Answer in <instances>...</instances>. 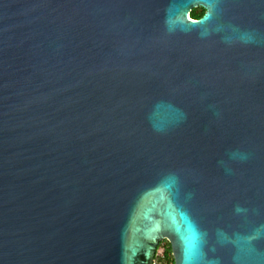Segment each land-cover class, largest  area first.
<instances>
[{
	"label": "water",
	"instance_id": "water-1",
	"mask_svg": "<svg viewBox=\"0 0 264 264\" xmlns=\"http://www.w3.org/2000/svg\"><path fill=\"white\" fill-rule=\"evenodd\" d=\"M179 3L0 0V264H264V0Z\"/></svg>",
	"mask_w": 264,
	"mask_h": 264
},
{
	"label": "snow or ice",
	"instance_id": "snow-or-ice-1",
	"mask_svg": "<svg viewBox=\"0 0 264 264\" xmlns=\"http://www.w3.org/2000/svg\"><path fill=\"white\" fill-rule=\"evenodd\" d=\"M193 2H200V0H180L179 5H177L178 10H186V8ZM172 226L185 241L188 239L189 232L195 230V225L187 217L185 213H179L176 218L173 219ZM158 227L154 228L151 233L148 234L149 239L155 238V233L158 231ZM136 248H133V254H135Z\"/></svg>",
	"mask_w": 264,
	"mask_h": 264
},
{
	"label": "trees",
	"instance_id": "trees-1",
	"mask_svg": "<svg viewBox=\"0 0 264 264\" xmlns=\"http://www.w3.org/2000/svg\"><path fill=\"white\" fill-rule=\"evenodd\" d=\"M205 9L203 7H195L191 10L190 16L192 18H199L203 13ZM154 260H159L162 262V264H174V257L172 253V246L169 240L162 239L158 242Z\"/></svg>",
	"mask_w": 264,
	"mask_h": 264
},
{
	"label": "built area",
	"instance_id": "built-area-1",
	"mask_svg": "<svg viewBox=\"0 0 264 264\" xmlns=\"http://www.w3.org/2000/svg\"><path fill=\"white\" fill-rule=\"evenodd\" d=\"M152 264H162V262L161 261H157V260H154V258H153V261H152Z\"/></svg>",
	"mask_w": 264,
	"mask_h": 264
},
{
	"label": "flooded vegetation",
	"instance_id": "flooded-vegetation-1",
	"mask_svg": "<svg viewBox=\"0 0 264 264\" xmlns=\"http://www.w3.org/2000/svg\"><path fill=\"white\" fill-rule=\"evenodd\" d=\"M199 7V6H198ZM201 7V6H200Z\"/></svg>",
	"mask_w": 264,
	"mask_h": 264
}]
</instances>
